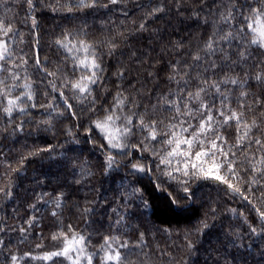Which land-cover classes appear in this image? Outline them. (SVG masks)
Returning <instances> with one entry per match:
<instances>
[{
  "label": "trees",
  "instance_id": "obj_1",
  "mask_svg": "<svg viewBox=\"0 0 264 264\" xmlns=\"http://www.w3.org/2000/svg\"><path fill=\"white\" fill-rule=\"evenodd\" d=\"M79 3L33 0L30 9L27 0H0V22L13 29L8 36L0 32L10 52L0 61V264H13V256L15 264H69L63 257H37L63 246V238L52 239L54 233L71 239L73 231L85 237L86 254L97 253L105 237H114L123 264H264V230L253 204L241 195L264 211L256 200L264 180L253 172L264 173V147L254 143L264 141V82L256 79L264 77V49L248 47L239 36L223 38L237 34L240 11L247 16L248 5L256 7L257 0H97L94 7L83 8ZM233 4L235 18L222 20ZM80 41L91 46L89 52L80 49ZM245 51L247 59H241ZM93 55L102 68L100 79L82 97L71 85L91 74L79 60ZM202 87L206 91L196 99ZM16 97L6 115L3 109ZM118 100L124 101L119 107ZM201 105L210 107L214 117L203 132ZM177 109L192 115L178 116ZM233 112L243 113L239 123L225 124ZM112 114L108 131L114 134L132 120L131 133L121 138L122 149L108 148L107 133L94 127ZM141 120L156 122V140L150 128L141 129ZM253 121L256 126L237 146L244 125ZM170 132L179 139L194 135L192 150L181 144L177 155L169 157L175 142L163 141ZM213 140L216 155L197 160L195 153L209 152ZM40 149L48 151L33 155ZM220 150L236 161L235 178L226 166L214 167L224 160ZM109 155L116 163L106 170ZM133 164L145 171H134ZM185 165L189 176L183 174ZM210 169L240 192L205 179ZM253 176L260 184L249 193ZM203 222L208 228L197 231ZM124 243L127 247L121 248ZM103 256L98 252L92 264H101Z\"/></svg>",
  "mask_w": 264,
  "mask_h": 264
},
{
  "label": "snow or ice",
  "instance_id": "obj_2",
  "mask_svg": "<svg viewBox=\"0 0 264 264\" xmlns=\"http://www.w3.org/2000/svg\"><path fill=\"white\" fill-rule=\"evenodd\" d=\"M110 3H117V0H109ZM29 8H33V0H27ZM97 3V0H89V2H85V0H80L79 5H76L78 7H94ZM234 10H235V4H233V8L229 9L226 15H223L221 17L222 20L224 21H229L230 19H234ZM155 11H162V9H156ZM240 15L243 18L242 19V26L238 30L236 35H233L232 32H229L224 39H236L237 36H239L241 39L245 40L246 44L248 47L251 46H256L259 49H264V0H257V6L252 7L251 5H248V15L245 16L243 10L240 11ZM33 24H35V20H33ZM144 25H141V28H143ZM0 32H3L4 36H8L10 32H13V29L9 26H5L3 22H0ZM252 33V37L250 39L247 38V33ZM243 34V35H241ZM56 43L63 48H68V45L63 41V40H57ZM79 47L85 52H89L91 46L86 44L84 41L79 42ZM208 49L212 48V43H209L207 45ZM10 55L9 48L4 41L0 40V61H4L7 56ZM241 59H247V51L243 52L240 54ZM195 59H199V57H196ZM39 60H37V64H39ZM79 66L82 68H86L91 74L87 76H82L81 81H77L76 83H73L71 85V88L73 90H78V92L81 94L82 97L85 96V94L90 95L92 92L91 85H94L98 82L100 79L98 73L102 71L101 65L97 63L96 57L93 55L90 59H83L79 60ZM49 75L56 76L55 72L49 73ZM13 79H19V77L13 75ZM257 80L264 82V77L260 76L259 74L256 77ZM82 81H87V83H82ZM233 84H236V80L230 81ZM4 81L0 80V84H3ZM51 87L53 91H57V86L54 82H50ZM213 87H217V90H219L218 85H212ZM5 88L10 90V86L5 85ZM206 91L205 88H200V90L195 94V98L199 99L200 98V92ZM0 95H3V92L0 91ZM60 95L63 97V92L60 93ZM192 93H189V96H192ZM242 95H246L242 93ZM31 95L28 96V99H31ZM86 98V97H85ZM16 100H19V97H16L15 100H8V107L4 108L3 111L6 115H11L13 108L16 105ZM65 103L67 104V99H65ZM95 103V101H93ZM124 103L123 100H118L116 106L119 107ZM257 103H260L259 100H257ZM71 105L68 104L69 110H71ZM243 107V106H242ZM20 111H23V109H20ZM197 111L200 112L201 114V124H200V131L203 132L206 130V127H211V121L214 120L213 115L211 114V108L206 106V105H201V108L198 109ZM223 114V113H222ZM177 115H189L191 116L192 114L190 112H185V113H180L179 109H177ZM206 115L207 119H203V117ZM243 116V113H237L233 112L230 117H226L224 123L227 124L229 120H236L238 123L240 121V118ZM116 119H119V117H115ZM114 123V114L112 115H107L105 118L101 120H97L94 122V127L96 129H99L102 133H107L104 137L105 141L107 142V147L108 148H113V149H122L125 147L121 143V138L122 137H127L132 129L128 127V125L132 124V120L129 117L127 119L125 127L121 129H117L116 133L114 134L111 131H108L110 128L111 124ZM191 125H189L190 127ZM255 121H253V124L251 126L245 124L244 127L246 129L245 134L243 137H239L237 140V146L240 145L241 141L248 136V133L251 132L252 127H255ZM141 129L145 128H150V138L152 140L157 139V127H156V122H153L151 125H145L144 121L141 120L140 124ZM173 128H175V124L172 125ZM183 132H187V128H181ZM239 130V129H238ZM215 131V130H214ZM179 134L176 132H170L168 134V138H166L163 143H166L167 145L171 146L175 142V148L171 152L168 153V156H174L177 155V150L180 148L181 144H187L189 146V151L192 150L193 145L196 142V137L193 135L192 139H179L178 138ZM216 139L222 140L223 137L220 135H216ZM142 144L145 143V141H141ZM254 143L260 145L261 147H264V141H261V139H255ZM203 144V141H201V145ZM212 148L209 150V152H205L204 150L198 151L195 153V157L197 160H199L201 157L207 156L209 154L215 156L216 150L218 146L215 143V140L211 142ZM141 150H147V149H141ZM42 151H48V149H40L36 153H33V155H38L39 152ZM180 155L188 156V152H183L179 153ZM220 154L224 156V160L221 163L215 164L214 167L219 170L221 167L226 166L227 167V172L235 178L238 176V173L233 169L232 165L236 163L234 159H229V153L227 151L220 150ZM232 156H235V153L232 154ZM116 163L114 158L109 155L106 160V170H111L113 165ZM162 164L170 163V161L166 159H161ZM132 168L136 172H144L145 168L141 165L133 164ZM192 168H196V165L193 164ZM179 170V169H177ZM201 172H203V169H201ZM253 172H257L261 174V179L264 180V173H261V170L258 168H254ZM169 176H171V173H167ZM185 176H189L190 173L187 170V165H185V171L183 173ZM191 175H195V173H191ZM204 178L208 179L211 178L213 180L219 181L221 183L227 184V187L230 189H233V192H240V189L237 187H234L232 183H229L227 179L222 177L221 175L218 174H212L211 169L209 170L208 173H204ZM257 184H260V180H257L255 176L250 178V183L248 187L249 193H254L255 186ZM261 188H264V184H260ZM0 191H4V189H0ZM185 193L189 192L188 188L184 189ZM243 198L245 200H248L249 203L253 204V207L256 209L257 214L260 218L261 224H262V230H264V211H261L259 207L256 206V203L252 199H249V196L244 195L241 193ZM264 191L261 192V197H257L256 200L259 201L261 205H264ZM187 199V197H185ZM172 203L174 205H178V201L175 199L172 200ZM53 215H57V213L53 212ZM119 223V221H118ZM208 224L206 222H203L202 229H197V231H202L203 229L208 228ZM69 231H72V226H68ZM251 232L253 234L257 233V229L255 227L251 228ZM63 238V246L60 247L57 251H53L51 253L45 254L43 257H37L38 259L41 260H52L53 258H59L63 257L64 260H67L69 264H81V260H86L87 264H92L93 257L98 255V252H104V256L101 260V264H123L122 260V255L121 252L118 251L117 249L113 248V243H115V238L114 237H105L104 238V243L100 246L98 249L97 253H91V254H86V247H87V242L85 240V237L82 234H77L73 231L71 239L67 237V234L64 232L60 233H54L52 235V239L54 241L61 240ZM141 239H143V234H141ZM37 247H41V245H37ZM121 248L127 247V244H121ZM192 245L189 244V248H191ZM25 255H29L28 253H25ZM13 264H15L16 257H12ZM62 264V261H61Z\"/></svg>",
  "mask_w": 264,
  "mask_h": 264
}]
</instances>
